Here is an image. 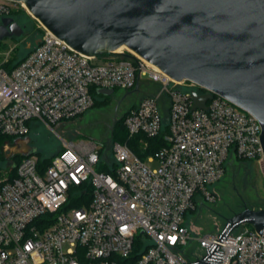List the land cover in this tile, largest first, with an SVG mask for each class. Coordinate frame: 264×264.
<instances>
[{
	"label": "built area",
	"instance_id": "obj_1",
	"mask_svg": "<svg viewBox=\"0 0 264 264\" xmlns=\"http://www.w3.org/2000/svg\"><path fill=\"white\" fill-rule=\"evenodd\" d=\"M21 10L23 0H0V17ZM42 26L23 60L0 63V133L27 136L34 120L52 128L89 110L96 88L138 86L124 118L128 136L163 131L166 143L146 159L128 140L114 141L110 158L94 140L64 141L48 164L24 155L0 178V264H193L210 248L213 264H264V236L245 224L222 241L221 232L198 237L202 255H185L187 212L216 200L228 164L264 162L258 119L139 54L88 55ZM194 90L212 93L205 108H193Z\"/></svg>",
	"mask_w": 264,
	"mask_h": 264
},
{
	"label": "water",
	"instance_id": "obj_2",
	"mask_svg": "<svg viewBox=\"0 0 264 264\" xmlns=\"http://www.w3.org/2000/svg\"><path fill=\"white\" fill-rule=\"evenodd\" d=\"M23 1L44 26L83 53L99 56L126 46L173 78L225 97L258 119L264 148V0ZM22 33L12 16L1 19L0 41ZM192 97L193 108H205L212 93L194 90ZM23 140L24 155L35 151L28 136ZM245 223L264 236V206L245 204L226 219L218 240ZM212 251L193 264H213Z\"/></svg>",
	"mask_w": 264,
	"mask_h": 264
},
{
	"label": "rangeland",
	"instance_id": "obj_3",
	"mask_svg": "<svg viewBox=\"0 0 264 264\" xmlns=\"http://www.w3.org/2000/svg\"><path fill=\"white\" fill-rule=\"evenodd\" d=\"M19 20L29 21V24L33 27V32L28 34L25 30L20 36H12L1 40L0 55L2 57L0 63L2 64L9 59L17 60L23 57L30 48L34 47L35 41L43 33L42 23L30 13L23 14ZM123 49L126 48L123 47L121 50ZM117 52L119 51L117 50ZM125 94L127 95L116 115V118H118L120 113L138 101V91L130 90L128 92V90L118 87L112 95L101 93V97L109 100L106 106H94L75 118L63 119L52 124V128L34 120L28 135L29 144L38 152L39 156L52 157L63 148L64 141L94 140L104 148L106 158H110L111 145L116 140L111 137L107 119L108 116L112 117L113 115V105ZM114 122L112 121L111 127ZM13 148H15L14 142L4 144L2 158L0 159L2 170L7 169L10 172L12 169ZM143 156L146 159V154ZM227 166L228 170L225 175L214 184L217 192L214 203L205 202V204L199 206L198 210L189 211L185 216V223L191 233L186 247L189 255L192 252L198 254L199 251H202L197 243L198 237L205 234L220 233L225 226L226 219L243 209L245 204L249 205L257 200L259 204L264 205V162L259 163L255 160L239 161L237 159ZM9 172H6L0 178L8 175ZM245 225L252 229V224L245 223Z\"/></svg>",
	"mask_w": 264,
	"mask_h": 264
},
{
	"label": "trees",
	"instance_id": "obj_4",
	"mask_svg": "<svg viewBox=\"0 0 264 264\" xmlns=\"http://www.w3.org/2000/svg\"><path fill=\"white\" fill-rule=\"evenodd\" d=\"M23 14H29L26 10H21V11H18V12H13L12 13V16L15 17L16 19H20V17L23 15ZM44 32V30H43ZM43 34V33H42ZM42 36V35H41ZM36 42H35V45L33 48H30L28 50V52L21 58L17 59V60H7L3 63V65L7 68H12L14 66H16L21 60H23L35 47H36ZM0 46H1V41H0ZM105 55V54H103ZM2 56L0 55V58ZM93 93H94V97H95V102L93 104V106L91 108H93L94 106H106L108 103H109V100L108 98H103L101 97V93L98 91V88L94 89L93 90ZM90 108V109H91ZM85 113V112H84ZM125 115H126V110L122 113L119 114V117L116 118L115 122H114V125L111 127L110 126V131H111V137L112 139L116 140V141H126L128 140L129 144L134 148V150H136L138 152V154H140L141 156H143L144 154H149V153H152L154 152L156 149L162 147L166 141L164 139V135H163V131L162 133H160L158 136L156 137H148L144 134H139L135 137H132V138H129L128 136V132H127V129L124 125V118H125ZM75 118V117H73ZM71 119V118H69ZM30 133V132H29ZM29 135V134H28ZM17 137L15 136H11V135H7V134H2L0 133V159L2 158V148L4 146L5 143L7 142H14V140L16 139ZM142 142H148L149 145H148V148L147 150L144 152H142V149L140 147V143ZM33 153H37V151H33ZM39 155V154H38ZM23 155H14V159H13V165H12V169L10 170H2L1 166H0V177L3 176L6 172H9V174H14L16 172V166L17 164L20 162V160L22 159ZM43 160V162L45 164H48L50 163L52 157H47V156H40ZM239 161H248V160H252V159H246V158H239L238 159ZM103 170L105 171H108V167H101ZM228 170V168H227ZM226 170V172H227ZM225 172V173H226ZM214 203V202H211V204ZM249 207H253V208H261L263 207L264 205L262 204H259L257 202V200H255L253 203H250L248 205ZM199 207L195 208V209H192L190 211H196L198 210ZM252 229H254L253 225H252ZM185 255L187 257H192L191 253L189 255V253H187V251H185Z\"/></svg>",
	"mask_w": 264,
	"mask_h": 264
},
{
	"label": "flooded vegetation",
	"instance_id": "obj_5",
	"mask_svg": "<svg viewBox=\"0 0 264 264\" xmlns=\"http://www.w3.org/2000/svg\"><path fill=\"white\" fill-rule=\"evenodd\" d=\"M13 17V16H12ZM3 17H0V21ZM15 21H17L19 23V25L23 28V33L24 31L26 30L28 34H32L33 32V27L29 24V21L27 20H19V19H16L15 17H13ZM8 38V37H6ZM128 92H130V90H128ZM126 97V96H125ZM124 98H120L116 101L115 105H113V115L112 117L108 116V119H107V123L109 124V126L112 125V121H115L116 119V115L118 114L119 112V107L122 103ZM24 138H20L19 140H16V142H14L15 144V148L12 149V153L13 155H23L24 156V152H25V149H26V145L24 143ZM18 141V142H17ZM198 255H202V251H199L198 252Z\"/></svg>",
	"mask_w": 264,
	"mask_h": 264
},
{
	"label": "bare ground",
	"instance_id": "obj_6",
	"mask_svg": "<svg viewBox=\"0 0 264 264\" xmlns=\"http://www.w3.org/2000/svg\"><path fill=\"white\" fill-rule=\"evenodd\" d=\"M27 9H28V12H29L31 15H33L28 7H27ZM123 47H125V48H126L127 50H129L130 52H132V53H134V54H137L135 51H133V50L127 48L126 46H121V47H119L117 50H121Z\"/></svg>",
	"mask_w": 264,
	"mask_h": 264
},
{
	"label": "crops",
	"instance_id": "obj_7",
	"mask_svg": "<svg viewBox=\"0 0 264 264\" xmlns=\"http://www.w3.org/2000/svg\"><path fill=\"white\" fill-rule=\"evenodd\" d=\"M28 136V135H27ZM27 136H24V137H22V138H25V137H27ZM21 137H17L15 140H14V142H16V140H19ZM18 142V141H17ZM25 143V142H24Z\"/></svg>",
	"mask_w": 264,
	"mask_h": 264
}]
</instances>
